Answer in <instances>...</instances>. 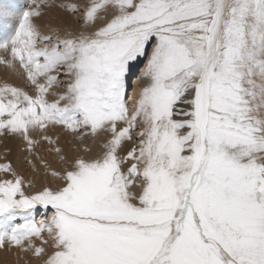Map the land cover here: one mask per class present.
Masks as SVG:
<instances>
[{"label":"snow or ice","instance_id":"1","mask_svg":"<svg viewBox=\"0 0 264 264\" xmlns=\"http://www.w3.org/2000/svg\"><path fill=\"white\" fill-rule=\"evenodd\" d=\"M53 8L80 27L45 21ZM0 52L25 81L0 83V137L22 140L34 170L42 142L63 165L40 159L61 183L30 193L0 163V249L40 264H264V0H0ZM86 138L102 139L95 155ZM38 206L52 215L37 221Z\"/></svg>","mask_w":264,"mask_h":264},{"label":"bare ground","instance_id":"2","mask_svg":"<svg viewBox=\"0 0 264 264\" xmlns=\"http://www.w3.org/2000/svg\"><path fill=\"white\" fill-rule=\"evenodd\" d=\"M11 2L16 5L17 11L19 12V11L25 10L27 8L29 0H11ZM55 2L59 3L60 0H55ZM71 2L79 3L80 0H71ZM77 13L78 14L75 17V13H69V12L61 10L59 8H53V9L45 12L44 20L46 21L49 16H57V17H61L64 20H66L70 26H72L74 28H79L80 27V24H79L80 13L79 12H77ZM62 34L63 33H61V35ZM0 53H2V52H0ZM0 71L4 72L2 69H0ZM0 75H1V73H0ZM12 75L13 74L11 73L10 76H12ZM4 76H5V73H4ZM12 77H15V76L13 75ZM137 78L135 80H137ZM66 79H64V80L66 81ZM0 81H2V80H0ZM22 81H23V79H22ZM53 91H60V88H54ZM131 93H132L131 98L127 101V102H131V104L129 106L130 111H131L132 106L135 102V99L138 97L136 95L137 93H135L134 91ZM49 99H52V97H49ZM136 131L138 132L139 129H137ZM49 134H51L54 139H56L57 137L59 138V145L63 148V150L67 153V155L70 158L80 154V152L76 148V146L79 144V141L76 139V134L68 133V132L64 131L63 129H61L59 126H57L55 128H50ZM133 136H134L133 141H131L129 144H127L126 147H131L132 145L138 144V140L135 138V136H136L135 132L133 133ZM10 140H12L11 142L14 141V139H10ZM7 141L8 140H6V144H7ZM20 141H21L20 145H18V143L17 144L11 143V145L9 144L8 148H10L11 151H13L14 156H17V153H18V158H21V159L23 158L22 161L20 159V161H19L20 163L16 169L19 172H21L22 176L24 177L25 190L27 192L32 193V192H35L36 190H38L41 186L50 185L49 183H51V182H53V184H54L53 188H55L57 185H59L61 183V181L58 178L51 176V169L45 170L43 167L39 166V160L43 159V160L48 161V163H49V165H51L52 169H58V170L63 171V165L60 162V160L58 159V156L56 154H54L53 152L49 151V148L52 146L46 142H42V143L36 145L34 151L39 153V156L37 157V165H38L39 170L37 171V170H34L31 165L23 163L25 157H31L32 154L25 151L24 143L22 140H20ZM102 142H103L102 139H97L96 141H93L91 138L85 139V143L91 148V154L94 150H96L97 152H99L101 150L100 145L102 144ZM10 152L7 155H10ZM11 157H12V155H11ZM2 175L3 174L0 173V177ZM29 183H31L33 185V187H31V188L27 187V185ZM139 188H140L139 185H137L133 189V191L135 190V192H138ZM39 209L41 210L42 214L38 220L36 218L37 221H39L41 219H47L48 217H50L52 215V210H50L51 212L49 211L50 207H49V209H45L42 206H38L37 210L33 213L34 218H35V214L38 213L37 211H39ZM49 212H50V214H49ZM16 222L20 223L22 221L20 219H17ZM43 235L45 237H47V233H44ZM36 243L39 244L40 241L37 240ZM50 250L51 249H49V251ZM0 264H40V261L37 260L35 257H33L31 253L25 254V253H22L20 251V249H18V248L10 247L7 250L0 249Z\"/></svg>","mask_w":264,"mask_h":264},{"label":"rangeland","instance_id":"3","mask_svg":"<svg viewBox=\"0 0 264 264\" xmlns=\"http://www.w3.org/2000/svg\"><path fill=\"white\" fill-rule=\"evenodd\" d=\"M78 13H75V17L77 16ZM150 51V49H149ZM4 55V53H0V55ZM146 63H147V57H143L140 59V61L138 63H136L133 71L126 77V83H127V93H126V101H128L130 98H131V92H135L137 93L136 95L139 96L138 94H140L142 88L146 85V83H148L147 79L143 77V72L145 70V66H146ZM1 75H0V83L2 82H5L7 81L8 83H11V84H14L16 86H24L25 84V81L24 79L18 75V74H13L15 77H12L10 76L11 73H8V72H2L0 71ZM4 73H5V76H4ZM8 73V74H7ZM138 77V78H137ZM8 78V79H7ZM14 78V79H13ZM67 77H65L64 75H61L60 76V81L61 83L63 84L65 82L64 79H66ZM137 78V80H135ZM23 79V81H22ZM139 79V80H138ZM63 80V81H62ZM145 84V85H144ZM30 92L32 91L31 89H28ZM63 88L61 89L60 88V91H62ZM128 106H130L131 102H127ZM10 139H14L13 142H11L12 140ZM0 163H6V162H11L12 165L17 168V166L19 165V161L21 158H18V153H17V156H14V153L13 151L10 152V155H5L4 153V147L5 145H7V147L9 146V144L11 145V143H18V145L21 144V141L19 138H14V137H0ZM6 140L7 141V144H6ZM3 146V147H2ZM96 153H98L96 150H94L92 152L93 155H95ZM12 155V157H11ZM3 156V157H2ZM15 157V158H14ZM19 159V160H18ZM18 160V161H17ZM23 160V158L21 159V161ZM15 161V162H14ZM18 162V163H17ZM3 177V175L1 176ZM52 181V180H51ZM50 186H54L53 182L49 183ZM53 184V185H52ZM141 189L139 188V191ZM135 191V190H134ZM139 191L137 193H139ZM51 209H49L50 211ZM38 213L35 214V219L37 218V220L39 219V217L41 216V210L39 209V211H37ZM51 212V211H50ZM49 212V214H50ZM48 217V216H47ZM46 217V218H47Z\"/></svg>","mask_w":264,"mask_h":264}]
</instances>
